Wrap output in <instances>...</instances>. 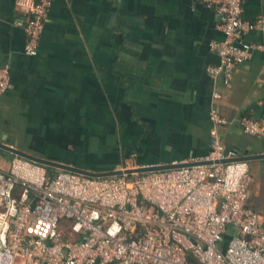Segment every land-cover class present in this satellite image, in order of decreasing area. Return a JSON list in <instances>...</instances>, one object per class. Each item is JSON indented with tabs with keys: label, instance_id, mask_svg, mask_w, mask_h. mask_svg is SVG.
Listing matches in <instances>:
<instances>
[{
	"label": "crops",
	"instance_id": "crops-1",
	"mask_svg": "<svg viewBox=\"0 0 264 264\" xmlns=\"http://www.w3.org/2000/svg\"><path fill=\"white\" fill-rule=\"evenodd\" d=\"M0 0V67L11 85L0 100V141L69 166L105 172L200 162L211 151L212 111L227 149L264 154V51L215 83L211 50L222 20L197 0H51L38 54H25L27 4ZM264 12L247 0L244 18ZM264 46V30L246 36ZM13 157L0 152V170ZM252 204L264 218V158L249 160ZM257 177V178H256Z\"/></svg>",
	"mask_w": 264,
	"mask_h": 264
},
{
	"label": "built area",
	"instance_id": "built-area-1",
	"mask_svg": "<svg viewBox=\"0 0 264 264\" xmlns=\"http://www.w3.org/2000/svg\"><path fill=\"white\" fill-rule=\"evenodd\" d=\"M197 1L222 20L224 40L211 45L219 63L207 73L228 85L238 65L264 51L246 42L264 30V12L247 20V0ZM50 7L51 0L27 4V56L38 54ZM10 85V70L0 67V100ZM211 121L206 165L94 178L13 157L0 170V264H264V218L251 201L249 161L235 160L223 144L226 122L216 111ZM241 125L264 137V124L243 117Z\"/></svg>",
	"mask_w": 264,
	"mask_h": 264
},
{
	"label": "water",
	"instance_id": "water-1",
	"mask_svg": "<svg viewBox=\"0 0 264 264\" xmlns=\"http://www.w3.org/2000/svg\"><path fill=\"white\" fill-rule=\"evenodd\" d=\"M4 141L5 142L0 141V152L5 153L8 156H11V157L20 156L22 158L30 159L32 161L38 162L44 165L45 167H48L51 169L70 170V171L82 173L85 175H89L90 177H94V178L134 175V174L163 171V170H169V169H175V168H181V167H189V166H194V165L211 164L210 162H194V163H178V164L169 163V164H160V165H153V166L134 167L132 169H126V170L116 169V170L105 171V172H93L92 170L77 168V167L69 166L63 163H59L57 161L42 157L32 152H28V151L25 152L24 150L18 147H15L14 145L9 144L7 138H5ZM258 158H264V154L240 157L241 160H247V161L258 159ZM240 159L237 158L235 160H240ZM223 162H229V161H223Z\"/></svg>",
	"mask_w": 264,
	"mask_h": 264
},
{
	"label": "trees",
	"instance_id": "trees-1",
	"mask_svg": "<svg viewBox=\"0 0 264 264\" xmlns=\"http://www.w3.org/2000/svg\"><path fill=\"white\" fill-rule=\"evenodd\" d=\"M49 170L51 169V168H48Z\"/></svg>",
	"mask_w": 264,
	"mask_h": 264
},
{
	"label": "rangeland",
	"instance_id": "rangeland-1",
	"mask_svg": "<svg viewBox=\"0 0 264 264\" xmlns=\"http://www.w3.org/2000/svg\"><path fill=\"white\" fill-rule=\"evenodd\" d=\"M257 178V177H256Z\"/></svg>",
	"mask_w": 264,
	"mask_h": 264
}]
</instances>
